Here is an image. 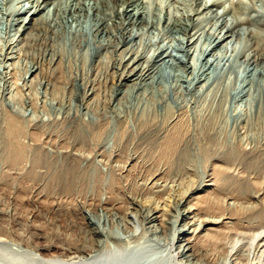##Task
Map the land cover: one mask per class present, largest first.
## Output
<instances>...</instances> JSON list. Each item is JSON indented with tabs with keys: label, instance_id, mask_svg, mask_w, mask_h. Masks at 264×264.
<instances>
[{
	"label": "bare ground",
	"instance_id": "1",
	"mask_svg": "<svg viewBox=\"0 0 264 264\" xmlns=\"http://www.w3.org/2000/svg\"><path fill=\"white\" fill-rule=\"evenodd\" d=\"M17 1L19 0L12 1V4ZM21 1L22 3L17 2V4L20 3L19 6L15 4L18 8L13 5L14 10L10 13L8 22H10L12 33L3 53L4 60L5 63L6 59L7 61L12 60L11 65L16 68V56L13 54H17L18 51L29 52L30 48H35L33 46H37L40 42L49 41V38H42L48 31H53L56 34L55 36L58 37H56L57 43L54 44V41H49L50 43L47 46L45 45L46 47L43 50V60L47 59L49 69L44 70V68H41V62H36L28 67L25 72V80L30 82L29 86L35 92L38 91L37 87L40 89L43 87L45 96H50V101L55 107L53 113L55 119H49L48 122H45L39 119L36 113L27 114L25 111L28 110L24 111L18 107L19 101L18 98H15L16 95L2 99V104H0V183L3 184L2 186H4V183L6 184V174L9 171L12 172L13 169L22 170L30 164L29 174L32 177L36 179L40 175L46 177L47 181L51 180L61 187L58 191L77 193L86 187L93 190L98 182L109 181L108 189H111L110 191L114 195V192L118 189L116 187H122V185L125 187L124 184H118V181L121 177L126 176H121L117 172L118 168L117 170L114 168L115 166H111L113 174L110 178L109 176L104 177L95 168L82 167L81 161L90 162L92 160L91 153L94 149L90 151L91 147L96 148L95 155L109 156L111 162L113 160L122 162V159L120 160L122 155L120 154L123 152L128 154V150L132 147H137V153L140 149L141 151L153 149L151 151V153L155 151L153 155L158 154L159 159H166L169 164L173 163L175 159L180 162L184 161L183 172L179 174L186 173L189 174V177L190 174L192 177L193 175L196 176L192 168L193 164L191 165V161L196 155L203 154L208 157L209 162L217 161L213 162L212 166L210 165L209 169H212V172H209V170L203 178L201 177L200 181H197L200 184H196L195 180L193 184L188 185V188L183 191L179 198L173 200L174 202L172 201L173 203H165V199L164 202L161 201L163 203H155V201L144 203L146 198L145 201L137 198L139 194L136 193L137 196H135L136 187L132 185L133 187L130 186L132 187L131 190L126 188L130 193L127 194V203L130 205L128 207L123 204L126 199L123 201L119 190L116 200H112V198L104 203L107 219L105 227H102V225L97 226L91 221L87 222L88 225L84 233L88 237L86 236L85 240L88 241L89 239V242H92L91 249L86 252L85 249L80 247L71 248L69 246L70 248H66L70 252H80L81 255L78 260H72L71 257L70 261L69 258L67 261L53 257L43 258L34 249L24 246L22 242L24 236L14 237L13 233L11 234V231L3 225L4 217H0V264H264L263 66L261 69L260 67L248 69V81L244 82L247 83L245 84L247 86L239 90L240 93L245 92L247 94L249 106V112L243 114L244 117H239V122L246 127L248 133L252 131L251 134L256 135V137L251 136L254 144H251L248 152L239 150L235 144L228 140V134L224 135L219 131L218 133L214 131L220 121L221 123L225 122L222 111L228 103L225 104L224 101L229 94H232V88L226 89L224 100L222 99L223 103L215 105V107L210 104L205 109V106L201 109L200 104L198 109L194 107L195 112L202 114L201 120H197L196 123L203 126L204 131L202 137L196 135L197 138L196 140L193 139V142L188 138L185 139L183 134L184 129L191 123V120L186 119V116H189L193 108L189 102L183 99L185 94L182 95L183 97H178L179 92L183 90L182 87L185 86L182 85V78L177 76V72L191 70L192 85L199 84L203 89L209 85L211 79L210 74L206 73L207 70L212 68V72H214L219 68L218 61L215 63V61H211V58H208L210 53L207 52L206 45H204L205 50L194 47L195 53L198 50L201 51V57L200 54L197 55L196 59L191 57L193 56L192 45L196 44L197 39H201L196 38L195 31L192 33L195 28L190 27L187 22L181 20L178 22L176 20L175 23L172 22L173 25L164 24L173 33L186 31L188 37L175 51L168 50L169 47L161 46L153 48L152 53L149 51L140 53L136 51L135 42L142 40L144 36L138 34L139 30L136 32L133 28L138 21L143 24L144 29L145 25L150 24L152 26L151 19L153 17H149L148 10H141L136 6L138 5L137 1H135L136 4L134 3L135 6L131 2L133 0L124 1V3L131 2L126 7H119L118 4L117 7L116 2L113 3L114 0H94L93 5L81 2V0ZM232 1L233 7H229V10L221 5L223 12L215 21L217 23L220 18L224 17L223 15L231 14L233 20L230 22L224 20V22L219 23L221 31H224L225 34L220 36L221 31L219 30L218 35L214 33L211 35V33L208 39L204 37L207 39V43H205L208 44V48L211 47L208 51L210 49L224 51L226 39H223V37L227 35V39L238 37L245 51L248 49L247 47H253L258 51H263L261 52L263 56L264 4L258 9L259 4L257 7L255 4L249 6L245 2L246 0ZM215 5H220V3H215ZM145 8L147 7L145 6ZM204 10L211 11L207 7ZM79 16L90 20L91 25L84 27L79 20ZM113 17L121 20L125 19L127 24L123 28V37L117 44V52L122 57L111 67L115 70L113 73L117 75V83L109 98V102L111 98H113V102L102 109L99 107L100 97L98 96H100V93L93 87L90 75L103 64L105 59V55H101L100 52L106 50V43H101L97 36H105L110 32ZM69 19L73 21L72 25L68 26ZM60 26L64 29L61 34L57 33V28ZM140 31L142 32L143 29ZM142 33L144 34V32ZM80 36L87 37L86 45L88 46L80 54L83 59H87L88 65L82 73L80 71L74 75L71 72L73 75L69 79L70 75L67 76V72L69 73L67 67H69L72 56L79 58L76 52L79 49L76 50L75 46L78 39L81 38ZM155 39L158 41V38ZM139 48L141 51V47ZM200 58L201 67L197 71L196 67ZM70 67L72 66L70 65ZM2 75L3 73L0 72V81L1 78H4ZM172 78H176L175 86L169 83ZM185 89H189V87ZM193 96L196 102L199 94ZM228 109L226 110L228 111ZM31 127H34L33 129L48 127L53 133H56L62 127L63 136H61L60 141L62 146L65 143L67 145L64 150L67 159L64 158V155L62 158L65 160L62 159L63 161L53 159L49 154L43 155L38 146L32 147L29 145L26 136L29 137V133H33ZM108 129H110L108 133L113 134L112 138L115 139V143L118 142L119 144V148L115 150L117 153L114 151L113 155H111L113 151L109 154L100 151L101 143ZM225 137H228V139H225ZM125 138H127V141L123 143ZM59 152L61 153V151ZM130 153L129 156H131ZM143 153L148 154L147 152ZM133 154L135 153L133 152ZM140 155L135 154L130 157V166L138 164L134 161L138 160V157L141 159L144 156V154ZM127 158L129 159L128 156ZM117 159L119 160L117 161ZM124 164H127V162L125 161ZM40 165L46 169V172L42 174L40 171V175H38L35 171ZM118 165L120 164L118 163ZM172 165L171 167L168 166L171 170ZM122 169L124 168L122 167ZM122 169L121 171H123ZM153 176V179L156 180L153 184H158V180L162 178H158V176L161 175L157 173ZM180 178L181 180L184 179ZM122 183H126V181H122ZM158 187H162V185ZM54 189L56 190L55 186ZM119 197L122 199L120 200ZM121 203L125 208H121L123 206L119 205ZM117 215L124 220L127 219L128 223L127 221L125 223H123L124 221L115 222ZM72 218L70 217V219ZM99 218L101 217L99 216ZM85 246L88 245L85 244Z\"/></svg>",
	"mask_w": 264,
	"mask_h": 264
},
{
	"label": "rangeland",
	"instance_id": "2",
	"mask_svg": "<svg viewBox=\"0 0 264 264\" xmlns=\"http://www.w3.org/2000/svg\"><path fill=\"white\" fill-rule=\"evenodd\" d=\"M12 1H14V0H12ZM12 1L11 0H0V48H2V49H0V72L3 73L2 76L4 77V78H1V81H0V104H2L1 101H3L2 100L3 98L5 99L11 95H13V96L16 95L15 98H18L17 100L19 101V104H18L19 108H21L24 111L28 110L25 112L27 114H30V115L32 113H34V114L36 113V115L38 116L39 119H41L45 122H48L49 119L50 120L55 119V116L53 115V113L55 112V107L52 105V102L50 101L51 100L50 96L49 95H47V97L45 96L43 87H41V89L43 88L42 90L39 87H37L38 91L35 92V90L29 86L30 82L25 80L26 79V76H25L26 73L25 72L28 69V67H31L36 62L37 63L41 62L40 63L42 65L41 68H44V70L49 69L50 66H49L47 59L43 60V50L50 43L49 41H54V44L57 43L58 37L55 36L56 34H54L53 31H48V33L50 32V34L46 33V34H44V36H42V38H46V39L49 38V41L44 40L45 42L44 41L40 42L38 44L39 46L37 45L38 47L35 45V46H33L35 48L32 47L33 49H31V48L29 50L27 49L29 52H27V51L26 52H23V51L19 52L18 51L17 54L16 53L13 54L14 56H16L15 57V59H16L15 61L17 63L16 68H13L14 65H11L12 60L7 61V59H6V63H5L3 53L5 50L6 44L8 43L9 39L11 38V33H12L10 22H8L9 18H10V13L14 10V6H16V8H18V6L20 5V3L17 4V2L22 3V1L19 0L16 3L14 2V4H12ZM124 1H126V0H122V1L121 0H114L113 3L116 2V5L118 4L119 7H121V6L126 7L128 5V3H131V2H133V5L135 6V4H136L135 1H137L138 5H136V6H138L141 10H148L149 12H147V13L150 15L149 17L150 18L153 17L152 18L153 20L151 19L152 26L150 24L148 26L145 25V29L147 28L146 30L144 29L143 24H141L139 21L136 22V24H135L136 26L133 28L134 31L136 30V32H137L139 30V32H137V33L140 34L141 36H144V38L142 37V40H140V41L138 40L135 42L137 44V45L135 44L136 51H138L140 53H145V52L147 53L149 51L152 53V51L154 50L153 48L161 47V46L169 47L168 50H173V51L178 49L180 44L188 37L187 32L186 31H179V32L173 33V31L170 30L169 28H167V26H165V25H170V24L173 25V23H175L174 21L177 20L176 22H178L179 20H181V21L187 22V24L190 25V27L195 28V30H193L192 33L195 31L197 34L196 38L197 37L201 38V39L196 40V44L197 43H199V44L196 45L194 43L192 45L191 51L193 52V54H192L193 56H191V57L193 59H196L197 55H199L201 53V51L198 50L199 52L196 51L197 53H195L194 49L196 47L199 49V47H200V48H202V50H205L206 47H204V45H206L207 46L206 50H207V52L210 53L208 58L209 59L211 58V61L212 62L215 61V63H217V61H218V67L219 68L217 71L212 72L213 71L212 68L210 70H207L206 73L210 74L211 79H210L209 85L204 87L203 89H201V86L199 84L192 85L191 70L190 71L180 70V72H177L178 73L177 76L182 78V82H181L182 85L185 86V87H182V89L185 91L181 90V92H179V94H178V97H183L185 94V96H184L185 98L183 97V99H185L187 102L190 103V106H192V108H193L192 111H194V112H192V111L190 112V114H189L190 118L188 115L186 116V119H189V121L191 120V123L189 124V126L187 128L184 129L185 131L189 132V133H187L184 131L183 134L185 136V139L188 138V139H190V141H193V139L196 140V138H197L196 135L202 137L204 127L199 125V124L197 125V123H196V122H198L197 120H199L201 118V115H202V114H199L198 112H195V109L199 108V104H200L201 109L204 106H205L204 107V109H205L207 106H210V104H212L213 107H215V105L223 103L224 96L226 93V89L228 90V88L229 89L232 88L231 89L232 94H229L227 96V99H225V101H224L225 104L228 103L222 111V114H224V117H223V115H222V117L225 118V122L221 123V121H220L216 125L217 128L215 127L216 129L214 131L216 133H218V131H219V133H223L224 135L228 134L227 136H229V139H228V137L227 138L225 137V139H228L233 144H235V146L239 150H242L244 152H248V149L251 147V144L252 145L254 144L252 137H256V135L253 134L254 135L253 136L251 134L252 131H250V133H248L246 127H244L239 122L240 121L239 117H242V116L244 117L245 115H243V114H247L249 112L247 94L245 92L240 93L239 90H242L245 86H247V85H245L247 83H244L246 80L248 81L247 71L254 69V68H258V67H260V69H261L262 66L264 68V62H263L264 61V59H263L264 55L263 56L261 55V52H263V51H260V50L258 51L257 49H255L253 47H251V48L247 47L248 49L245 51V49L242 48L241 42L239 41L238 37H230L229 39H227L228 38L227 35H225L223 37V39L224 38L226 39V41L224 42V44L226 45V48L224 49V51L220 52L219 50H214V49H213L214 51L211 49L208 51V49L211 47L208 48V44H206L207 39L210 36L209 34L212 33L211 35H213V33H214L215 35H218L219 32L221 31V29L219 27V25H220L219 23H221L222 21L224 22V20L227 22H230L231 20H233V17L229 13L227 15H223L224 17L220 18V20L217 21V23L215 22L216 19H218L217 17L221 16V13L223 12V8L221 7V5H224L226 10H229L231 7H233V1L232 0H133L131 2L127 1V3H124ZM81 2H86L90 5L94 4V0H81ZM245 2L249 6H252V4H255L258 7V4H259L258 9L261 8L264 4V0H254L253 2L251 0H246ZM215 3H220V5L216 6ZM15 4H17L18 6ZM118 5H117V7H118ZM144 5L147 8H145ZM205 7L209 8V10L211 9V11H209L210 13L205 11V10L203 11V9ZM151 13H153V14H151ZM160 18H161V20H160ZM186 18H188V19H186ZM113 19L114 20L112 21L110 32L105 36H101V37L97 36V39L101 43H103V44L106 43L105 44L106 50H104L103 52L102 51L100 52L101 55H103V56L105 55L104 56L105 59L103 61V64L99 66L100 68L98 67L97 70L95 69V71H93L90 75V79H91L93 87L96 88V91H98L100 93L99 94L100 96H98V97H100L99 107L102 109L109 106L110 105L109 103L113 102V98H111L110 102H109V98L112 95L113 88L117 83V75H116V73H113V71L115 72V70L111 69V67L114 63L116 64L122 57V55H119L120 53L117 52V44L122 39L123 28H125L126 24H127V21H125V19L121 20V19H118L117 17H113ZM79 20L84 27L86 25H87L86 27H88V25L89 26L91 25V21L84 18L83 16H79ZM72 21H73L72 19H71V21L69 19L68 26L72 25ZM153 21H154V24H153ZM161 21H164V22H161ZM120 23H121V25H120ZM160 23H162V24H160ZM166 23H168V24H166ZM214 23L216 25H213ZM217 27H218V31H217ZM212 28H214V29H212ZM142 29H143L142 32H144V34L140 31ZM63 30H64L63 27L60 26L57 28V33L61 34V32ZM210 30H212V31L210 32ZM214 30H216L217 32ZM197 32H199V33H197ZM223 32L221 31L220 36H223L225 34ZM183 35L184 36L186 35V36L184 37ZM80 37L81 38L78 39V41H77L78 43L75 46L76 50L79 49L76 51L79 58L77 59V56H72V60L69 63V67H67V71L69 70V73L67 72V76L69 77V75H70L69 79L72 78L71 75H73V74L75 75V74L79 73L80 71H81L80 73L84 72V68L88 65L87 59L86 58L83 59L82 58L83 56H81V54H80L81 52L85 51V48H87V46H88V45H86L87 44L86 43L87 37H85V36H80ZM204 37L207 39H205ZM82 38H83V40H82ZM151 38H152V41H151ZM155 38H158V41ZM153 40H155V41H153ZM51 44H53V43H51ZM82 44L83 45L85 44V45L83 46ZM139 47H141V51H140ZM151 53H149V54H151ZM200 57H201V54H200ZM192 58H191V60H192ZM212 58H213V60H212ZM261 60H262V62H261ZM257 61H258V63H257ZM260 62H261V64H259ZM245 63H247V64H245ZM74 64H75V66H74ZM255 64L257 67L255 66ZM70 65L72 67H70ZM241 65H243V66H241ZM248 65H249V67H248ZM200 67H201V58L199 59V61L197 63V67H196L197 71L200 70ZM76 68H77V70H76ZM241 69H242V71H241ZM244 69L246 71V75H245ZM244 77H246L245 80H244ZM40 79H41V76H40ZM170 81H169L170 85L174 84L173 86H175L176 78H172V79H170ZM241 84H243V85H241ZM6 85H7V87H6ZM188 87H189V89H185ZM234 87H236V88H234ZM29 89H31V90H29ZM16 90H17V92H16ZM68 93H70V92L68 91ZM197 93L199 94V96ZM180 94H181V96H180ZM194 94H196L198 96V99L196 100V102L194 101V98H193ZM242 94H243V96H241ZM243 100L245 101V103H243L244 102ZM196 105H197V107H196ZM194 107H195V109H194ZM102 109H101V111H103ZM226 109H228V111ZM235 109H237V110L235 111ZM226 120H228V121H226ZM33 128L31 127V131L33 133H31V134L29 133V137H28V135L26 136L28 138L26 140L29 143V145H31L32 147L38 146L39 150L43 152V155L49 154V156L53 157V159H55V158L61 159V161L65 160L64 158L67 159V157L64 155V153H65L64 150L66 149L67 145L65 143L62 146L61 141H60L62 139L61 136H63L62 135L63 131L61 129L62 127H60V129L56 133L51 132L49 130L50 128H48V127L43 128V129L42 128L41 129H33ZM108 131L110 132V129L107 130L106 134L104 133L105 134L104 140L101 143L102 146H100V149H101L100 151L107 152V154H109V152L112 153V151H113V153L111 154V155H113L114 151L117 150V148H119V144H118V142L115 143V139L112 138L113 134H109ZM248 134H249V136H248ZM162 135H164V134H162ZM125 139H124L123 143H125L127 141V138H125ZM251 141H252V143H251ZM133 148L134 147H132L130 149L131 151L128 150V154L126 152H123L120 154V155H122L120 157V160L122 159V162L118 161L119 159H117L118 162H116V160L115 161L113 160L111 162L109 156L106 157L104 155L105 157H103L102 155H95L96 148L91 147L90 151H93V149H94V151L92 152L93 154L91 153V155L93 156V157H91L92 160L90 162L89 161H81L82 167H84V168H89V167L95 168L97 170V172H100L101 175H104V177L109 176V178H110V176L113 174V172L111 171V166H115L114 168H116V170L118 168L117 172H119L121 174V176H124V175L126 176V177H121L122 179L120 178L118 181V184H120V185L124 184L125 187H123V185H122V187H116L115 186L118 189L114 192L115 193L114 195L112 194L113 192L110 191L111 189H108L109 181L98 182V184L95 185V188L93 190H91L92 188L87 189V187H86V188H82L81 189L82 191L79 190V192H77V193H75V192H71V193L65 192L64 193L60 190H59L60 191L59 192L58 189L61 187L57 183H54L51 180L47 181L46 177L39 174L40 171L42 172V174H44L46 172V169L43 168L41 165L38 166V168H36V171H35V173L42 176V177L38 176L39 177V178L37 177L38 179L32 177L29 174V170L31 167L30 164L28 166H25L26 164L24 163L25 168L22 169L23 171L17 170V169H13L12 172L9 171L10 174L9 173L6 174V176H7L6 177V180H7L6 184L4 183V186H2L3 184L0 183V217H4L3 225L6 226L9 229V231H11V234L13 233L14 237H17L18 235L24 236L25 237L24 241H22L24 243V246H26L30 249H34L35 252L40 254L43 258L49 259L50 257H53V258H57L60 260L63 259L64 261H67L68 258H69V261L71 259L72 260H78L79 259L78 257H80L81 253L77 252V251L70 252V250L66 249V248H70L69 246H71V248L80 247L82 249H85L86 252L91 249L90 246H91L92 242H89L90 241L89 239H88V241L85 240V238L88 237L84 233L86 230V227L88 225L87 222L91 221V222L95 223L97 226L102 225V227H105L104 225H106L107 219L105 217L106 216V213H105L106 210H105L104 203L107 202L109 199H112V198H113L112 200H116V198L119 195V190L121 192L120 197L123 198V201H124V199H126L124 201V203L123 202L122 203L128 207L130 205L127 203V194H130V193H128V191L131 190V188L133 186L136 187V191H134V194H136V193L139 194L138 196H137V194L135 196H137V198H140V200H142V201L146 200V202H144V203H150V202H154V201H155V203H163L165 200H166L165 203H169V202L173 203L177 198H179L180 195L183 194V191L188 188V185L193 184L195 180H196V184H200L197 181H200V179H202L205 176V174H207V172L210 170L209 168L212 166L211 164H213V162L215 163L217 161L216 160V161H210L209 162V159H207L208 157L204 156L203 154L202 155L199 154V156L196 155L191 161L192 162L191 165L193 164L192 168H193L196 176L193 175V177H192V175L190 174V177H189V174H186V173L179 174L180 172H183V162L184 161L180 162V161H177V159H175L173 161V163L171 162L169 164V162L166 159L165 160L159 159L158 154H156L157 156L153 155V154H155V151L151 153V151H153V149H150V150L146 149V151H141V149H140L138 151L139 153H137V151H136L137 147H135L134 149ZM59 151H61V153ZM115 152L117 153V151H115ZM133 152L135 154H137L138 156L140 154H142V155L144 154V156H142L141 159L138 157V160L134 161L135 163H138V164H133V166H130V164H129L130 157H132V155H135V154H133ZM143 152H147L148 154L143 153ZM129 153L131 156H129ZM63 155H64V158H62ZM124 155H125V157H124ZM57 156H59V157H57ZM127 156L129 157V159L127 158ZM123 159H124V161H123ZM142 160H144V161H142ZM107 161H109V162H107ZM125 161L127 162V164H124ZM115 163L117 165L119 163L120 165H118V166H120V167H118ZM168 164L170 165V167H171V164H173L172 170L170 167H168L169 166ZM175 165H176V167H175ZM122 167L124 169H122ZM178 167H180L179 168L180 171L177 170ZM181 168H182V170H181ZM121 169L123 171H121ZM174 170H176V171H174ZM209 172H212V169ZM157 173H159L161 175V176H158V178H160V177H162V178H160L158 180L159 182L157 181L158 184H153L156 181L155 179H153L154 178L153 175H155ZM127 174L129 176L128 178H127ZM185 174L188 176H186ZM150 176H152V177H150ZM185 176L187 179L185 178ZM180 177L184 178V179H182L183 182L186 181L187 183L186 182L183 183ZM32 178H34V179H32ZM158 178H156V179H158ZM126 179L129 181H127ZM179 180H181V181H179ZM122 181L123 182L126 181V183H122ZM190 181L191 182L193 181V182L191 183ZM125 184H127V185H125ZM156 185H157V187H156ZM161 185H162V187H158ZM164 185H165V187H164ZM47 186H49V187H47ZM54 186H55L57 191L54 189ZM130 186H132V187H130ZM153 186L156 188H154ZM171 186L173 189L171 188ZM143 187H145V188H143ZM126 188L129 190H126ZM163 188H165V189H163ZM176 188H178V189H176ZM49 189H51V190H49ZM150 190H152V191L150 192ZM172 190H173V192H172ZM138 191H141V192H138ZM80 192H82V193H80ZM158 192H159V194H158ZM178 193H180V194H178ZM161 194H163V195H161ZM141 195H143V196L141 197ZM120 197H119V199L121 200L122 198H120ZM147 197H149V198H147ZM173 197H174V199H173ZM150 199H153V200L150 201ZM167 199L168 200L170 199V201H168ZM161 201H163V202H161ZM122 203L119 205H123ZM124 205L121 206V208L122 207L125 208ZM99 216L101 218H99ZM70 217L71 218L73 217L72 218L73 220L70 219ZM96 217H98V218H96ZM100 219L102 220V223H101ZM126 221L128 223L127 219L124 220L117 215L115 222L125 223ZM87 242H89V244H87ZM85 244L88 246L86 247ZM74 254H75V256H73ZM70 257H71V259H70Z\"/></svg>",
	"mask_w": 264,
	"mask_h": 264
}]
</instances>
